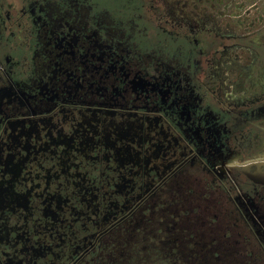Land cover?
Segmentation results:
<instances>
[{
	"label": "flooded vegetation",
	"instance_id": "1",
	"mask_svg": "<svg viewBox=\"0 0 264 264\" xmlns=\"http://www.w3.org/2000/svg\"><path fill=\"white\" fill-rule=\"evenodd\" d=\"M158 13L0 0V264H264V97Z\"/></svg>",
	"mask_w": 264,
	"mask_h": 264
},
{
	"label": "rangeland",
	"instance_id": "2",
	"mask_svg": "<svg viewBox=\"0 0 264 264\" xmlns=\"http://www.w3.org/2000/svg\"><path fill=\"white\" fill-rule=\"evenodd\" d=\"M158 7V16L172 27L206 31L211 42L205 48L214 51L207 59L209 76L217 85V96L228 105H248L264 97V0H149ZM248 135L239 136V146H248ZM254 179L264 181V171L244 167ZM176 196L163 197L177 205ZM194 201V200H192ZM192 201H188L190 203ZM195 205L192 202L191 205ZM171 212V211H169Z\"/></svg>",
	"mask_w": 264,
	"mask_h": 264
}]
</instances>
